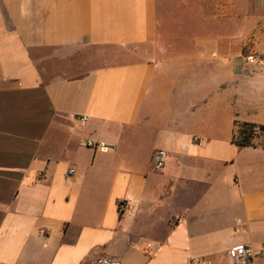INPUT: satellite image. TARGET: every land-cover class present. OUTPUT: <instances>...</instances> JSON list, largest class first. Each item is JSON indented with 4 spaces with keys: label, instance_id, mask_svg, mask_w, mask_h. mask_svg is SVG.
<instances>
[{
    "label": "crops",
    "instance_id": "obj_1",
    "mask_svg": "<svg viewBox=\"0 0 264 264\" xmlns=\"http://www.w3.org/2000/svg\"><path fill=\"white\" fill-rule=\"evenodd\" d=\"M238 4L0 0V264L264 249V143L233 141L264 128V68L245 67L237 26L206 23Z\"/></svg>",
    "mask_w": 264,
    "mask_h": 264
},
{
    "label": "rangeland",
    "instance_id": "obj_2",
    "mask_svg": "<svg viewBox=\"0 0 264 264\" xmlns=\"http://www.w3.org/2000/svg\"><path fill=\"white\" fill-rule=\"evenodd\" d=\"M212 5L209 4V7ZM236 5L234 6L235 9ZM239 19L233 20H207L209 28H239V40L241 45V57L244 59L245 67L259 64L264 68V0H239ZM210 14V13H209ZM213 14H210V16ZM177 22L179 17L177 16ZM191 28V27H190ZM187 30V29H186ZM252 57V58H251ZM249 105L248 102H246ZM247 107L241 103V109ZM254 142L264 143V132L257 129L254 132Z\"/></svg>",
    "mask_w": 264,
    "mask_h": 264
},
{
    "label": "built area",
    "instance_id": "obj_3",
    "mask_svg": "<svg viewBox=\"0 0 264 264\" xmlns=\"http://www.w3.org/2000/svg\"><path fill=\"white\" fill-rule=\"evenodd\" d=\"M72 118L81 122L86 121L85 116L82 117L72 116ZM85 146L94 150H98L100 152H105L108 149L107 146H105L104 144L95 143L91 140L86 141ZM166 158H167V153L164 150L159 149L155 151L153 157V168L157 170L162 169L165 166ZM69 172L73 173L74 171L70 170ZM126 207L127 206L124 202L118 204L119 211L125 210ZM227 256L230 264H250L256 258H264V249L255 250L248 245L239 244L231 247L228 250ZM94 264H121V263L115 259L103 258V259H97ZM189 264H211V262L202 257H195L189 261Z\"/></svg>",
    "mask_w": 264,
    "mask_h": 264
},
{
    "label": "trees",
    "instance_id": "obj_4",
    "mask_svg": "<svg viewBox=\"0 0 264 264\" xmlns=\"http://www.w3.org/2000/svg\"><path fill=\"white\" fill-rule=\"evenodd\" d=\"M257 129L264 132V128L262 126H257L247 122L238 123L236 133L233 136V141L240 146L254 145V132Z\"/></svg>",
    "mask_w": 264,
    "mask_h": 264
}]
</instances>
